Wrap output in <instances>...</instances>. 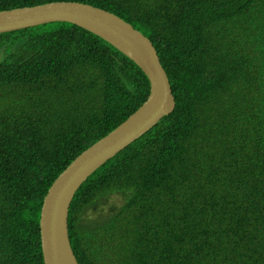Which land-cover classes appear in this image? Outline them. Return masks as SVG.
I'll use <instances>...</instances> for the list:
<instances>
[{"label": "trees", "instance_id": "16d2710c", "mask_svg": "<svg viewBox=\"0 0 264 264\" xmlns=\"http://www.w3.org/2000/svg\"><path fill=\"white\" fill-rule=\"evenodd\" d=\"M50 1L62 0L0 10ZM65 1L147 36L175 100L75 191L79 263L264 264V0ZM148 90L128 57L75 24L0 32V264H43L48 187Z\"/></svg>", "mask_w": 264, "mask_h": 264}, {"label": "water", "instance_id": "95a60500", "mask_svg": "<svg viewBox=\"0 0 264 264\" xmlns=\"http://www.w3.org/2000/svg\"><path fill=\"white\" fill-rule=\"evenodd\" d=\"M54 21L75 24L103 38L132 60L149 81L147 99L77 154L43 197L38 225L44 264H80L68 237V209L75 191L95 169L170 113L175 100L150 40L118 15L88 3L65 0L0 10V32Z\"/></svg>", "mask_w": 264, "mask_h": 264}, {"label": "clouds", "instance_id": "9594fccd", "mask_svg": "<svg viewBox=\"0 0 264 264\" xmlns=\"http://www.w3.org/2000/svg\"><path fill=\"white\" fill-rule=\"evenodd\" d=\"M141 33H142V32H141ZM146 37H147V36H146ZM147 38H148V37H147ZM102 39H103V38H102ZM148 39H149V38H148ZM103 40H104V39H103ZM149 40H150V39H149ZM150 42H151V41H150ZM151 43H152V42H151ZM152 45H153V44H152ZM153 47H154V46H153ZM154 49H155V47H154ZM155 51H156V49H155ZM119 52H120V51H119ZM156 54H157V52H156ZM157 56H158V54H157ZM158 59H159V57H158ZM131 61H132V60H131ZM159 61H160V60H159ZM132 62H133V61H132ZM133 63H134V62H133ZM134 64H135V63H134ZM160 64H161V63H160ZM135 65H136V64H135ZM161 65H162V64H161ZM136 66H137V65H136ZM137 67H138V66H137ZM138 68H139V67H138ZM162 68H163V66H162ZM139 69H140V68H139ZM163 69H164V68H163ZM140 70H141V69H140ZM164 71H165V70H164ZM142 73H143V72H142ZM165 73H166V72H165ZM143 74H144V73H143ZM144 75H145V74H144ZM166 76H167V74H166ZM145 77H146V75H145ZM146 78H147V77H146ZM167 78H168V77H167ZM99 81H101V80H98L97 83H99ZM147 81H148V78H147ZM168 82H169V79H168ZM98 86H99V84H98ZM148 88H149V81H148ZM171 93H172V91H171ZM148 94H149V90H148ZM148 94H147V96H148ZM172 95H173V94H172ZM147 96H146L145 100L147 99ZM173 97H174V96H173ZM145 100H144V101H145ZM144 101H143V102H144ZM143 102H142V103H143ZM142 103H141V104H142ZM141 104H140V105H141ZM140 105H139V106H140ZM139 106H138V107H139ZM138 107H137V108H138ZM137 108H136V109H137ZM121 122H122V121H121ZM146 131H147V130H146ZM142 134H143V133H142ZM142 134H141V135H142ZM137 138H138V137H137ZM130 143H131V142H130ZM130 143H129V144H130ZM129 144H128V145H129ZM52 182H53V181H52ZM50 185H51V184H50ZM68 210H69V209H68ZM39 213H40V212H39ZM39 237H40V235H39ZM68 237H69V234H68ZM69 242H70V239H69ZM70 245H71V244H70ZM40 247H41V244H40ZM71 248H72V247H71ZM41 254H42V253H41ZM42 259H43V258H42ZM43 264H44V262H43Z\"/></svg>", "mask_w": 264, "mask_h": 264}, {"label": "bare ground", "instance_id": "6f19581e", "mask_svg": "<svg viewBox=\"0 0 264 264\" xmlns=\"http://www.w3.org/2000/svg\"><path fill=\"white\" fill-rule=\"evenodd\" d=\"M84 181H85V180H84ZM84 181H83V182H84ZM83 182H82V183H83Z\"/></svg>", "mask_w": 264, "mask_h": 264}]
</instances>
